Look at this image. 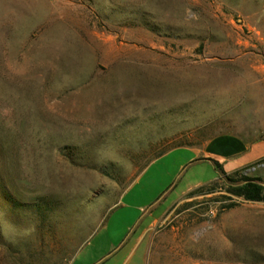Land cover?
I'll list each match as a JSON object with an SVG mask.
<instances>
[{
	"label": "rangeland",
	"instance_id": "obj_1",
	"mask_svg": "<svg viewBox=\"0 0 264 264\" xmlns=\"http://www.w3.org/2000/svg\"><path fill=\"white\" fill-rule=\"evenodd\" d=\"M221 135L264 138V0H0V264H69L158 155ZM194 159L171 152L142 201L216 178ZM230 175L264 184V160ZM202 187L149 264H264V201Z\"/></svg>",
	"mask_w": 264,
	"mask_h": 264
},
{
	"label": "crops",
	"instance_id": "obj_2",
	"mask_svg": "<svg viewBox=\"0 0 264 264\" xmlns=\"http://www.w3.org/2000/svg\"><path fill=\"white\" fill-rule=\"evenodd\" d=\"M261 145H264V138L246 143L232 135H221L202 147H175L156 158L123 192L103 222L81 244L69 264H149L155 227L162 224L171 208L190 192L221 177V170L230 175L263 161L264 152H258ZM178 149L190 150L195 156L194 162H210L217 171L216 178L183 190L168 204L165 200L176 186L173 183L158 199L143 202L140 196L145 189L139 187L143 178L154 166L165 174V159Z\"/></svg>",
	"mask_w": 264,
	"mask_h": 264
},
{
	"label": "trees",
	"instance_id": "obj_3",
	"mask_svg": "<svg viewBox=\"0 0 264 264\" xmlns=\"http://www.w3.org/2000/svg\"><path fill=\"white\" fill-rule=\"evenodd\" d=\"M163 154L158 155L156 158L162 156ZM238 173L239 171L235 172V174ZM221 177L226 182L228 191L233 195L243 197L249 201H264V184L260 177H249L247 175H243L242 177L237 178L227 175L222 170ZM202 188L203 187H199L197 190L201 191ZM195 192L197 191H192V193ZM229 198L231 199L232 197L229 196ZM227 206L231 207L233 206V203Z\"/></svg>",
	"mask_w": 264,
	"mask_h": 264
}]
</instances>
